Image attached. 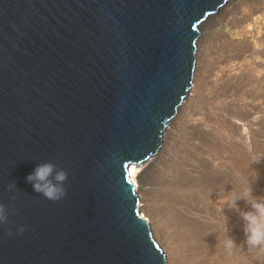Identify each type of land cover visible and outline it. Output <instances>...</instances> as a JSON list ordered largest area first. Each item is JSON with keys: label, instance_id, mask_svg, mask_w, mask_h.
Segmentation results:
<instances>
[{"label": "water", "instance_id": "1", "mask_svg": "<svg viewBox=\"0 0 264 264\" xmlns=\"http://www.w3.org/2000/svg\"><path fill=\"white\" fill-rule=\"evenodd\" d=\"M234 1L0 0V264H172L132 168L160 153ZM47 163L68 173L58 202L27 180Z\"/></svg>", "mask_w": 264, "mask_h": 264}, {"label": "bare ground", "instance_id": "2", "mask_svg": "<svg viewBox=\"0 0 264 264\" xmlns=\"http://www.w3.org/2000/svg\"><path fill=\"white\" fill-rule=\"evenodd\" d=\"M217 15L209 20L207 26L213 20L222 23L227 19H225L226 16L238 15L236 23L242 28V33L245 36L256 34L255 45L248 40L243 41L223 35L225 37L223 38L224 52L228 53V59L224 62L220 60L219 64L223 66L228 61L232 64L230 65L231 71H226V74L222 73L225 78L223 87L225 96L237 97L236 89L242 77L240 75L245 74L247 70L249 72L250 69L253 70L251 63L256 56H258V68L255 70L257 82L250 85L255 88L260 85L264 86V0H235ZM227 23L233 24L232 21ZM254 91L252 89V92ZM249 96L250 90L247 91V97ZM261 96L259 101L262 107L264 106V92ZM192 97L193 90L179 111L171 130L176 127L182 113L191 108ZM230 109L231 118L253 122V112L248 105L242 106L238 102L231 103ZM204 121L206 118L203 117L198 120L200 127ZM207 141L208 137L202 139L200 144L203 146H192V151L183 152L185 158L180 157L181 162L173 160L171 166L164 168L156 194L153 193L151 184L148 183V174L155 167V163L159 162L161 154L143 167L140 165L132 168V173L139 186L143 211L155 213L161 218L160 221L149 222L153 225L156 223L157 228L159 227L162 231L164 244L170 253L172 264H229L232 256L236 258L239 255L237 242L245 240V236L237 233L240 238V240L235 239L237 246L225 251L223 242L232 236V233L227 230L222 231L227 226L229 217L227 216L228 220L224 222L218 206L224 203L223 198L228 195L238 197L236 190L239 188V176L244 177L246 185L253 176L250 157L238 153L235 148L225 151L219 143H208ZM233 188L234 191H232ZM152 194L155 195L154 198H151ZM246 207V210H250L249 205ZM229 211L232 221L237 214L234 210L229 209ZM247 249L252 251L248 245ZM263 252L264 247L260 253Z\"/></svg>", "mask_w": 264, "mask_h": 264}, {"label": "rangeland", "instance_id": "3", "mask_svg": "<svg viewBox=\"0 0 264 264\" xmlns=\"http://www.w3.org/2000/svg\"><path fill=\"white\" fill-rule=\"evenodd\" d=\"M237 16H226L225 19H227L222 23L213 20L205 29L203 63L197 85L193 89L192 100L190 99L193 101L191 108L182 113L180 120L176 123V127L170 131L164 143L165 145H163L164 148L162 147L159 153L161 154L159 162L155 163V167L148 174V183L151 184V189L155 194L157 193L156 190L158 189L164 168L169 165L171 166L173 160L181 162L180 157L185 158L184 151L191 150L192 146H203L200 144L201 140L208 137V143H219L225 151L235 148L238 153L240 152L250 157L251 168L253 169V176L250 179L258 176V179L252 184L253 195L264 197V106L261 107V102L259 101V97H262V92H264V86L260 85L255 88L250 85L253 82H257L255 80V70L258 68V56L251 63L253 70L250 69V72L247 70L245 74L240 75L242 76L241 81L236 89L238 94L237 97L233 98L225 96L223 88L225 78L222 76L223 72L226 74V71H231L232 67L230 65L232 64L229 61L228 63H224L223 66L219 64L220 60L224 62L228 59V53L224 52L223 38L225 37L223 35L243 41L248 40L253 45L256 43V34L245 36L242 33V28L236 23ZM231 21L233 24L227 23ZM233 62L235 63V61ZM247 74L248 77L246 78ZM252 89L255 91L252 92ZM249 90L250 96L247 97V91ZM236 102L241 103L242 106H249V109L253 112V122L251 120L241 121L231 118L230 104ZM202 113L204 114L200 115ZM201 117L206 118V121L201 126L202 128L198 123ZM244 132L245 134L243 135ZM204 148L207 149V147ZM239 179V188L236 190L237 196L243 194L248 185V183L246 185L244 177L239 176ZM154 196L152 194L151 198H154ZM238 202L239 207L247 211V202L244 200ZM218 207L224 222L228 220L227 216L229 217L227 226L222 231H229L232 233V237L234 239L237 238V240H240L237 233L244 237L243 221L239 213L236 212L237 216L231 221L230 214L228 213L230 211L226 203L220 204ZM153 214L144 211V216H147L145 217L146 220L151 222L161 220L159 215ZM233 221L236 224H232L235 223ZM154 225L164 242L162 231L159 230V227L157 228L156 223ZM244 241L243 239L242 242H237L239 255L236 258L232 256L229 264H264V252L260 253L262 247L251 248L252 251H249Z\"/></svg>", "mask_w": 264, "mask_h": 264}, {"label": "clouds", "instance_id": "4", "mask_svg": "<svg viewBox=\"0 0 264 264\" xmlns=\"http://www.w3.org/2000/svg\"><path fill=\"white\" fill-rule=\"evenodd\" d=\"M53 176L54 180L52 179ZM257 179L258 176L249 179L247 188L240 196L233 197L228 195L223 198L228 209L239 213L243 221V231L245 235L244 243H246L249 248L264 247V197L254 196L252 187V184ZM27 180L29 183L33 184L35 192L50 201L58 202L67 194L65 183L68 180V173L63 169H58L53 163H47L37 167L34 173L27 177ZM13 187L14 185H10L9 191H11ZM232 191H234V188ZM240 200L246 201L250 210H242L238 205V201ZM8 222V206L0 203V227L7 225ZM26 230V227L20 226L15 234L22 235ZM8 235H13V232L8 231ZM223 243L225 248L229 250L237 246L232 236H229Z\"/></svg>", "mask_w": 264, "mask_h": 264}]
</instances>
